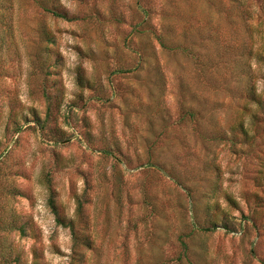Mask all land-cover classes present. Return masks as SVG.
Segmentation results:
<instances>
[{
  "label": "rangeland",
  "instance_id": "1",
  "mask_svg": "<svg viewBox=\"0 0 264 264\" xmlns=\"http://www.w3.org/2000/svg\"><path fill=\"white\" fill-rule=\"evenodd\" d=\"M53 3L0 26V264H264V107L215 141L239 101L210 60L250 51L264 100V0Z\"/></svg>",
  "mask_w": 264,
  "mask_h": 264
},
{
  "label": "trees",
  "instance_id": "2",
  "mask_svg": "<svg viewBox=\"0 0 264 264\" xmlns=\"http://www.w3.org/2000/svg\"><path fill=\"white\" fill-rule=\"evenodd\" d=\"M33 1L45 13H50L51 15L59 18H68L67 13L55 7L56 5L53 3V0ZM12 10L13 7L11 4V0H0V26H4V29L2 31H4L6 34H10L12 31L11 22L9 18L10 16L12 17ZM42 33L44 32L42 31ZM158 40L162 47H166L165 42L160 37ZM247 55V58H249L251 55L250 51H248L247 53L238 54L219 53L217 57L214 56L210 59L211 61L218 59L219 64H221L222 62L226 63L223 65L224 68L228 65L230 66V68L227 69L229 71L227 82L224 84L222 89L227 92V94L229 95V99L230 101H232V103L239 101L234 106V108H231V110L225 112L226 116L230 118L232 117L233 119V123L227 128L229 133H226L224 130H218L213 134L212 138L217 142L229 141L233 145L237 142L240 144H248L252 142L250 137L251 134L249 132L251 128H249L244 122L243 117L246 114H249L250 117L254 116L255 118L256 113L251 109V105H255L258 109L260 107L263 108L264 100H262L261 94L257 90V74L252 64L248 61L247 58H245ZM191 57H195L194 53L191 54ZM253 57L257 58L258 61L264 62V52L262 51H256L253 54ZM194 60H197V56ZM217 70L218 67L215 66V71ZM230 80L233 81L232 84ZM46 98H48L47 95ZM187 102L188 99L185 98V96H182L180 100L182 118H189V120H191L192 122L197 121L195 118L200 114L198 106H196L195 104H187ZM215 105H217V107L213 108V106H211L205 111L208 113L207 115L210 120H213L217 110L218 112L223 110L222 108L224 106V100L220 101L219 103H215ZM201 110H203V108H201ZM47 115H49V107ZM44 123L45 120L44 122L37 120L36 124L38 125L40 130H43L45 129ZM201 228L202 230H209L208 227ZM20 232H22V229H20ZM181 242L184 246V249H186V243L184 241Z\"/></svg>",
  "mask_w": 264,
  "mask_h": 264
}]
</instances>
